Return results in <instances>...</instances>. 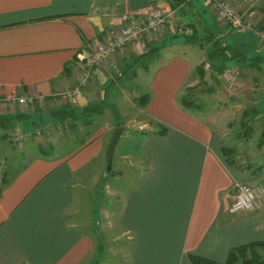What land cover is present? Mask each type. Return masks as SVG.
I'll return each mask as SVG.
<instances>
[{"label": "crops", "instance_id": "0c3cea01", "mask_svg": "<svg viewBox=\"0 0 264 264\" xmlns=\"http://www.w3.org/2000/svg\"><path fill=\"white\" fill-rule=\"evenodd\" d=\"M151 1L0 0V98L29 95L36 100L29 105L5 101L0 116L11 120L7 126L30 132L45 116L38 106L51 112L74 102L83 108L105 91L112 104L117 101L112 91L120 83L113 80L115 72H122L123 88H133L134 101L147 94L141 111L156 122L150 128L124 125L112 166L119 163L137 172L124 191L115 226L105 224V211L101 217L108 210L103 205L107 192H112V179L118 177L111 172L103 188L112 123L98 124L91 137L69 153L29 157L13 173L0 164V264H193L192 255L219 263L234 247L264 242V163L245 168L237 160L226 161L223 148L239 149L238 143L230 144L226 138L229 132L224 126L233 123L231 115L212 116L208 111L204 116L195 112L200 109L197 102L184 103L185 89L213 77L215 64L207 57L210 42L179 32L153 34L151 41L144 37L140 44L131 43L94 67L90 84L77 97L61 96L77 84L90 44L116 35L125 12L146 15ZM183 1L178 5V0H159L175 17L184 14L197 23L201 28L197 38L212 32L213 38L232 49L264 55L254 32L226 30L203 0H186L209 25ZM257 2L259 7L247 17L264 27V0ZM206 24L212 31H205ZM165 39L170 41L162 48L160 60L148 68L134 63ZM248 64L221 60L217 69L224 73L226 66L235 65L242 68L241 74L244 69L257 70ZM251 75L241 82L262 96L264 77ZM116 105L129 112L125 105ZM0 129L4 133L5 127ZM87 130L80 127L75 132L81 135ZM236 181L253 183L262 191L258 208L230 212Z\"/></svg>", "mask_w": 264, "mask_h": 264}, {"label": "rangeland", "instance_id": "374dc122", "mask_svg": "<svg viewBox=\"0 0 264 264\" xmlns=\"http://www.w3.org/2000/svg\"><path fill=\"white\" fill-rule=\"evenodd\" d=\"M175 3L177 0H173ZM178 5H182L181 2L183 0H178ZM186 1V0H185ZM184 2V1H183ZM192 1H186V4L184 7H187L188 10H191L193 13L199 15H202L203 21H208V19H204L203 13L193 6L191 3ZM204 5L209 10V13L213 15L221 25L219 19L216 18V16L213 13L212 10V4L211 0H203ZM230 3L235 5L239 10L245 15H251L254 13V9L256 7H259V3L257 0H229ZM161 5V4H160ZM162 7L165 6L161 5ZM152 8V6H151ZM150 8V11H151ZM149 11V12H150ZM167 13L171 14L172 11H170L169 8H166L165 10ZM146 13V14H149ZM175 12V11H174ZM173 13V12H172ZM175 14V13H174ZM137 16H140L142 18H145V14H136ZM176 15V14H175ZM180 17H175L177 19L176 21L178 24H181L184 26V30L187 32V28L190 29V32H196L194 29V25L196 22H193L192 20H188V17H186L184 14H179ZM201 17V16H199ZM207 17V16H206ZM209 25L211 22H207ZM208 24L204 25L207 28L209 27ZM226 30H230V28L224 26ZM197 29V28H196ZM183 28L179 31L171 30L169 28H164V30L160 33L163 36L168 32H179V34H182L184 36H191V34L185 33ZM233 32V31H231ZM253 32V31H252ZM255 33V32H254ZM256 34V33H255ZM151 35L140 37L138 40H135V43H141L140 40H143L144 37L149 38ZM181 35V36H182ZM116 35H113L112 38H114ZM256 36V35H255ZM258 37L256 36V39ZM184 39V38H182ZM166 41L164 43H160L158 46H167L168 42L170 40L165 39ZM147 41H151V39H147ZM201 41V40H200ZM133 42V43H134ZM138 44V45H139ZM258 44V39H257ZM259 45V44H258ZM129 46V45H128ZM127 47V46H126ZM160 49V54L155 57L151 62L146 63L150 65L153 62H157L161 59L162 54V48ZM260 47V46H259ZM153 49V48H151ZM120 51V50H119ZM117 51V53L119 52ZM115 55V53L113 54ZM112 57V56H111ZM110 57V58H111ZM208 57V55H207ZM135 60V59H134ZM214 62V61H213ZM208 63V62H207ZM206 63V64H207ZM143 64L139 63V66H142ZM146 65L148 68L149 66ZM212 64L208 63L206 66L210 67ZM247 67V66H244ZM205 68V63H204ZM216 67H214L212 70L214 73L212 74L213 77H208L207 79H201L199 83L195 86H192L190 88L185 89V92L188 94L185 96V99L189 102V105H193L194 102L200 104V109L195 112L198 114L204 115V113H210L212 116H218V113L226 112L229 113L232 117L231 120L233 123L231 126H224L227 127V133L229 132L228 138L230 140V144L238 143V151L235 152V150L232 152H228V154L237 160L238 164H241L247 168L250 165H258L257 167H260L261 163H264V94L260 96V93H256V91H253L250 87L244 86V84L241 82L242 79H246L245 77L249 78L248 75L254 74L258 75L259 80H261L264 77V73H261L260 71L257 72V70H245L244 69V76L242 73V68H239L238 66H226L224 70V73L222 71L217 70ZM210 69V70H211ZM148 70V69H146ZM137 71H135L136 73ZM211 72V71H210ZM94 73V71H93ZM212 73V72H211ZM254 73V74H253ZM122 72H115L114 81L121 83V75ZM219 74L225 75V78L221 79ZM93 76V74H92ZM221 79V81H219ZM238 80L240 81L238 83ZM244 82V81H243ZM115 85V88L112 92V95L115 94L117 98L113 101L114 103H109L111 101L105 99V95L109 94L105 91V94L97 100H93L87 105H84L85 107H91V106H99V109L96 113H90V114H80L77 117L68 116L63 117L62 113L64 110H75L79 109L80 107H77L74 102L70 104V106L63 107L61 109H54V111L49 112L46 111L47 109L44 108L45 106H38L41 109H43V114L45 115L44 118L41 117L36 125V122L34 123V126L32 127V130L30 132H23L18 131L16 128H11L10 123L8 121V125L4 129V133H2V130L0 129L1 135L0 142L3 140L5 142H1L0 144V158L5 172L7 173H13L16 170H19L25 162L28 160L29 157L38 155V154H51V153H57V154H64L69 153L73 151L76 146L80 145L83 141L87 140L91 137L92 130L100 123H106L109 125L112 123L114 128L120 125H125L128 127H140L141 125L147 124V128L154 127L156 125V122L153 118L148 116L147 113H145L142 102L147 101V94L143 93L141 96L135 98V101L132 97V94L130 90H128L126 87L123 88V83ZM238 83V84H237ZM90 84V83H89ZM88 84V85H89ZM87 85V86H88ZM85 86V88L87 87ZM248 89V90H247ZM117 90V91H116ZM255 90V89H254ZM259 90V89H258ZM111 96V94H110ZM109 96V98H110ZM104 97V98H103ZM66 98V97H64ZM103 98V99H102ZM69 99V98H68ZM138 100L142 101L139 104H137ZM135 103H134V102ZM117 103L125 105L126 108L124 112L120 111ZM29 105V104H28ZM35 106V105H34ZM140 110H139V109ZM37 109V108H36ZM46 109V110H45ZM81 109V108H80ZM33 110V109H30ZM42 111V110H41ZM42 114V115H43ZM235 115V116H234ZM234 118H236L235 125L234 124ZM9 119V118H7ZM227 120V118H226ZM11 121V120H10ZM36 125V126H35ZM98 125V126H99ZM1 126V125H0ZM160 126V125H159ZM2 127V126H1ZM86 128V133L77 135L75 130H78V128ZM90 127V128H89ZM113 128V129H114ZM75 132V133H74ZM50 133V134H47ZM90 133V134H89ZM113 135V134H112ZM112 136H110L111 138ZM3 153L7 155L6 158L1 156ZM24 154V155H23ZM226 161H228L227 156L225 155ZM262 170L264 171V164L262 166ZM117 174L118 177H115L112 179L113 183L110 185L112 187L111 194L110 191L107 192L108 198L106 201V204L103 206H108V210L102 211V218L105 217L104 211L107 213L106 217L104 219L105 224L108 225L116 223V216L118 215L119 208L121 204V200L123 198L124 191L126 190L128 182H130V178L134 177V175L137 172V168L122 165V164H115L111 167V171L105 174V179L103 180V188L105 187L106 180H109L110 178H107L110 173ZM246 182V181H242ZM247 183V182H246ZM253 184V183H249ZM253 186V185H252ZM104 190V189H103ZM105 192V190L103 191ZM110 196H112V200L110 199ZM235 198V196H234ZM103 208V207H102ZM107 219V220H106ZM114 233V232H113Z\"/></svg>", "mask_w": 264, "mask_h": 264}, {"label": "built area", "instance_id": "2783aa9c", "mask_svg": "<svg viewBox=\"0 0 264 264\" xmlns=\"http://www.w3.org/2000/svg\"><path fill=\"white\" fill-rule=\"evenodd\" d=\"M151 3V11L149 14H146L145 18L127 11L121 15L122 25L114 38H108L90 44L89 53L86 55L85 61L81 64V72L79 73L78 80H76L77 84L72 89L61 93V96L66 98L77 97L83 88L90 83L94 67L104 64L114 53L124 49L140 37L158 34L164 28L179 31L182 27L184 30V26L178 24L173 14L165 11L166 8L164 9L160 5L159 0H152ZM211 4L213 13L220 20L221 25L230 28L234 33L255 32L258 37V44L264 50V27L256 26L245 13L241 12L229 0H211ZM184 32L187 34L193 33L190 32L189 28H187V32L185 30ZM5 101L23 105L36 102L33 96L12 95L8 99L0 98V107ZM233 188L235 198L230 207L231 213L255 210L263 200L262 191L249 183L236 181Z\"/></svg>", "mask_w": 264, "mask_h": 264}, {"label": "trees", "instance_id": "16d2710c", "mask_svg": "<svg viewBox=\"0 0 264 264\" xmlns=\"http://www.w3.org/2000/svg\"><path fill=\"white\" fill-rule=\"evenodd\" d=\"M194 30L196 32H193V34L189 37H192L193 39L196 40H207L208 42H210L211 44V48L208 51V58L210 59V61H214L213 63L215 64L214 66L217 68L220 66L219 62H221V60L226 61V60H235V62H248L249 66H252V68L257 69L258 71H264V67L262 66V60L264 59V55L263 54H259L256 53L255 55H253V53L251 51H249V49L247 48H242V49H232L231 47L227 46V45H223V43L220 41V39H215L212 37V32H210L209 37H205V38H197V36H199V32L201 30L200 27L197 26V23H195L194 25ZM197 28V29H196ZM207 30V28L205 29V31ZM207 31H212L207 30ZM163 46H156L153 49L148 50L147 52H144L143 54L137 56L134 60V63H141L143 64L144 67H147L146 65H148L146 63V61L151 62L155 57H157L160 53V49ZM250 52L252 54H250ZM229 53V54H228ZM216 68V69H217ZM219 70V69H217ZM221 70V69H220ZM219 70V71H220ZM148 99V96H147ZM184 103L185 105H189L187 99L184 98ZM142 101H140L141 103ZM143 105H145L147 103V101L142 102ZM100 106V105H99ZM99 106H91V107H85V108H81V109H75V110H64V112H60L62 113L63 117H68V116H73L74 118L77 117L80 114H90V113H96L99 109ZM8 121H10V119L4 118L2 116H0V125L2 127H6L8 125ZM232 148L227 147V148H223L222 151L224 152V154L227 156L228 162L232 163L233 161H236L234 158H232L228 152H232L231 150ZM234 151V150H233ZM229 255L228 258L225 262H217L202 256H197V255H192V261L193 264H264V242H253V243H248L245 245H241V246H237L232 248L231 250H229Z\"/></svg>", "mask_w": 264, "mask_h": 264}, {"label": "water", "instance_id": "95a60500", "mask_svg": "<svg viewBox=\"0 0 264 264\" xmlns=\"http://www.w3.org/2000/svg\"><path fill=\"white\" fill-rule=\"evenodd\" d=\"M123 129H125V126L124 125H120V126H117L116 128H114L113 130V135L110 139V142H108V147H107V151H106V157H107V161H108V166L106 167L107 168V171L110 172L111 171V167H112V164H113V158H114V153H115V150H116V147H117V144H118V141L120 140L121 138V135L123 133Z\"/></svg>", "mask_w": 264, "mask_h": 264}]
</instances>
